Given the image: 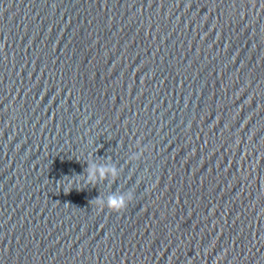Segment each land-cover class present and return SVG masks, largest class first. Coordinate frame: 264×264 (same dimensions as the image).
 I'll return each instance as SVG.
<instances>
[{
	"label": "water",
	"instance_id": "1",
	"mask_svg": "<svg viewBox=\"0 0 264 264\" xmlns=\"http://www.w3.org/2000/svg\"><path fill=\"white\" fill-rule=\"evenodd\" d=\"M0 264H264V0H0Z\"/></svg>",
	"mask_w": 264,
	"mask_h": 264
},
{
	"label": "clouds",
	"instance_id": "2",
	"mask_svg": "<svg viewBox=\"0 0 264 264\" xmlns=\"http://www.w3.org/2000/svg\"><path fill=\"white\" fill-rule=\"evenodd\" d=\"M97 172L99 173V177L104 179L108 174H111L113 177L117 176V172L115 168L107 169V168H100L96 169L94 166H90L88 169V180L89 182L94 183L97 179ZM133 200V196L129 193L127 196L121 195H112L108 198L107 203L105 204L99 198L95 201V204L98 205V209L103 211L105 208L108 210L121 213L127 209L128 204Z\"/></svg>",
	"mask_w": 264,
	"mask_h": 264
}]
</instances>
